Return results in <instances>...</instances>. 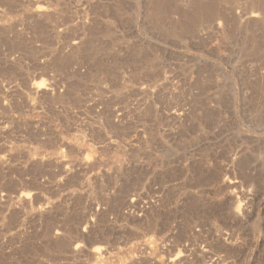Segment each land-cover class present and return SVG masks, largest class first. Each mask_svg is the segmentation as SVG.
<instances>
[{
	"label": "rangeland",
	"instance_id": "1",
	"mask_svg": "<svg viewBox=\"0 0 264 264\" xmlns=\"http://www.w3.org/2000/svg\"><path fill=\"white\" fill-rule=\"evenodd\" d=\"M0 264H264V0H0Z\"/></svg>",
	"mask_w": 264,
	"mask_h": 264
},
{
	"label": "bare ground",
	"instance_id": "2",
	"mask_svg": "<svg viewBox=\"0 0 264 264\" xmlns=\"http://www.w3.org/2000/svg\"><path fill=\"white\" fill-rule=\"evenodd\" d=\"M38 86H39V84H38Z\"/></svg>",
	"mask_w": 264,
	"mask_h": 264
}]
</instances>
